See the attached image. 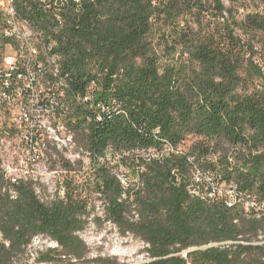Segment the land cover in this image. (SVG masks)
<instances>
[{"label": "trees", "instance_id": "obj_1", "mask_svg": "<svg viewBox=\"0 0 264 264\" xmlns=\"http://www.w3.org/2000/svg\"><path fill=\"white\" fill-rule=\"evenodd\" d=\"M17 8L51 40L61 77L81 99L67 122L95 180L85 192L65 179L63 195L43 201L37 183H11L0 163V264H21L39 236L60 251L40 252L38 263L79 261L86 247L77 233L94 194L122 235L145 243L141 264H264V214L245 210L264 203V64L252 60L264 49V15L239 19L222 0ZM245 69L260 77L250 91ZM108 157L137 183L123 187ZM63 170L75 172L68 162Z\"/></svg>", "mask_w": 264, "mask_h": 264}, {"label": "built area", "instance_id": "obj_2", "mask_svg": "<svg viewBox=\"0 0 264 264\" xmlns=\"http://www.w3.org/2000/svg\"><path fill=\"white\" fill-rule=\"evenodd\" d=\"M21 2L41 4V0H0V119L3 121L0 123V163L11 183L21 179L36 183L37 179L26 169H21L18 177L13 175L11 165L56 164L55 156H62L60 151L68 147L76 150L64 159L72 164L83 153L75 144L70 123H62V116L72 112L65 94L55 90L53 84L44 82L46 65H41L37 57V46H46L48 54L53 56L51 40H47L43 32L36 31L31 22H25V16L17 8ZM56 19L59 21V17ZM3 22H10V29H3ZM27 38H35V46H27ZM57 64L58 58L48 63L53 65V72H57ZM61 80L71 85L68 77H61ZM88 93L89 89L82 103H88ZM57 101L67 102V109H57ZM118 180L123 187L127 186L124 179ZM63 190V186L58 189L59 195H63ZM227 205L231 206L232 202ZM254 206V202L246 204L245 210L252 216L264 214V203L260 208Z\"/></svg>", "mask_w": 264, "mask_h": 264}, {"label": "rangeland", "instance_id": "obj_3", "mask_svg": "<svg viewBox=\"0 0 264 264\" xmlns=\"http://www.w3.org/2000/svg\"><path fill=\"white\" fill-rule=\"evenodd\" d=\"M224 5L237 10V16L242 19L247 14L264 15V0H222ZM248 58V56H247ZM253 64L258 68L264 64V49L252 58ZM247 66V63H245ZM247 68V67H246ZM240 75L245 79V88H252L260 81V77L245 69ZM3 122L0 119V123ZM76 152L74 148L68 147L60 151L62 156H55L57 163L50 165H33L23 167L21 164L13 163L11 169L16 177L21 175V169L29 171L31 177L36 178V193L43 201L51 200L55 191L63 186L65 179L73 181L75 185L79 184L85 192L92 189L95 174L90 166V158L86 153L80 155L76 162L72 163L75 172L67 173L63 170L66 156L71 152ZM102 161V160H100ZM118 157L114 160L107 158L108 166H112V173L118 178L125 180L127 184H135L137 180L122 166L116 165ZM224 189L223 186L220 187ZM92 191V190H91ZM229 194L231 192L227 190ZM61 195V194H60ZM95 199L88 204V210L91 212L87 220L85 229L77 233L86 247V254L79 261L71 260L74 264H99L100 260H115L118 264H141L146 261V245L139 238L132 235H122L117 227L106 219L104 214L105 201L99 194L92 195ZM60 249L55 243L44 237H35L26 249L25 256L21 259V264H41L36 261L40 252L47 249ZM183 255L186 253L183 252ZM67 259H65L66 261ZM67 262L63 263L66 264ZM49 264H57L55 262Z\"/></svg>", "mask_w": 264, "mask_h": 264}, {"label": "bare ground", "instance_id": "obj_4", "mask_svg": "<svg viewBox=\"0 0 264 264\" xmlns=\"http://www.w3.org/2000/svg\"><path fill=\"white\" fill-rule=\"evenodd\" d=\"M25 22H30V21H28L25 18ZM3 29H10V22H4ZM36 31L38 30L36 29ZM27 46H35V38H27ZM52 55L53 56L48 54L46 46H37V57L41 59V65H46L44 66V82L53 84L55 90H59L60 94H65V98L66 100H68L69 106L71 104L74 105L80 103L81 99L73 93L71 85H68L67 81L61 80L59 59L57 64V72H53V65H48V63H54V58H57L54 55L53 46H52ZM57 109H67V102L57 101ZM67 117L68 114H66V116H62V123L70 122V121L67 122L68 121ZM255 217L258 218L260 216H255Z\"/></svg>", "mask_w": 264, "mask_h": 264}]
</instances>
